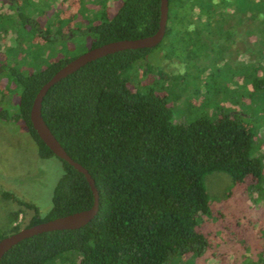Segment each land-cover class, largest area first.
Listing matches in <instances>:
<instances>
[{
  "label": "trees",
  "instance_id": "16d2710c",
  "mask_svg": "<svg viewBox=\"0 0 264 264\" xmlns=\"http://www.w3.org/2000/svg\"><path fill=\"white\" fill-rule=\"evenodd\" d=\"M242 1L252 20L259 22L254 27V54L264 57V0H168L166 32L157 47L96 59L48 90L42 118L65 152L94 180L98 212L79 229L23 239L0 264H178L188 254L201 257L208 248L207 239L196 230L200 218L210 212L204 184L207 175L224 173L232 185L250 180L256 198L264 199V153H254L253 116L223 109L215 117L200 115L177 124L166 98L152 86L129 87L139 68L145 80L150 78L154 70L147 57L165 39L174 45L200 47L185 55V60L209 56L214 44L226 40L238 14L234 6H241ZM77 6L75 16L82 3ZM102 7L104 11L90 24L93 39L86 51L145 38L159 28L160 0H123L111 18L103 3ZM26 21L21 19L23 24ZM30 27V38H34L36 27ZM21 38L17 34L15 45L24 43ZM74 58L29 74L14 66L7 70L0 66V78L5 72L8 87H13L6 101L0 102V119L21 122L43 160L57 157L34 130L30 110L42 85ZM257 66L245 77L251 96L264 88ZM158 77L168 82L164 71ZM60 162L62 175L53 189L51 208L43 216L34 205L0 188V197L33 211L25 228L92 207L94 196L84 175ZM18 231L5 234L0 230V240ZM242 264H264V254Z\"/></svg>",
  "mask_w": 264,
  "mask_h": 264
},
{
  "label": "rangeland",
  "instance_id": "374dc122",
  "mask_svg": "<svg viewBox=\"0 0 264 264\" xmlns=\"http://www.w3.org/2000/svg\"><path fill=\"white\" fill-rule=\"evenodd\" d=\"M122 1L0 0V66L4 70L14 66L29 74L58 60L81 55L93 39L89 28L104 11L102 3L111 18ZM79 3L82 6L75 16L74 8ZM243 3L234 6L238 14L227 31L226 40L214 44V52L209 56L185 60V55L200 47L174 45L165 39L147 57L146 62L154 70L150 78L145 80L139 68L129 87L141 90L145 84L152 86L158 95L166 98L172 121L177 124H187L200 115L215 117L223 109L253 116L255 122L250 126L256 142L254 153L260 155L264 153V88L251 96V86L245 77L249 78L256 63L264 79V57L254 54L257 52L253 45L254 27L259 22L252 20L248 6H242ZM20 18H25L26 23ZM30 26L36 27L34 38H30ZM17 34L22 37L19 39L24 42L22 45L14 43ZM204 52L203 48L200 53ZM161 70L168 74V82L159 79ZM12 88L8 87L3 72L0 102L6 101ZM61 175L60 160L40 159L34 141L21 122L0 119L1 189L34 205L43 216L51 208L53 189ZM204 184L210 212L200 218L196 230L205 236L208 248L201 257L188 254L178 264H242L258 260L264 254V199L256 198L249 187L250 180L232 185L224 173L207 175ZM32 216V210L0 197L3 233L25 228Z\"/></svg>",
  "mask_w": 264,
  "mask_h": 264
},
{
  "label": "water",
  "instance_id": "95a60500",
  "mask_svg": "<svg viewBox=\"0 0 264 264\" xmlns=\"http://www.w3.org/2000/svg\"><path fill=\"white\" fill-rule=\"evenodd\" d=\"M168 17V0H160V21L157 32L145 38L134 40H119L110 42L102 46L92 48L77 56L65 66L60 68L45 84L42 85L36 94L31 110L30 121L43 143L53 152L60 160L67 162L70 166L82 173L93 193L94 203L90 209L76 212L53 220H48L31 227L23 228L16 233L8 235L0 240V260L16 244L23 239L32 237L37 234L51 231L76 230L89 223L98 212L99 196L95 187L94 180L88 171L80 164L75 162L63 149L60 143L51 133L45 124L41 115L42 101L48 90L61 79L67 77L81 67L85 66L96 59L114 54L124 50L151 49L157 47L163 40L166 32V23Z\"/></svg>",
  "mask_w": 264,
  "mask_h": 264
}]
</instances>
